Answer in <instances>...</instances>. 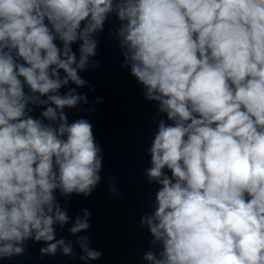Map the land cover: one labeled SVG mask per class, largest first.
Wrapping results in <instances>:
<instances>
[{"label":"clouds","instance_id":"1","mask_svg":"<svg viewBox=\"0 0 264 264\" xmlns=\"http://www.w3.org/2000/svg\"><path fill=\"white\" fill-rule=\"evenodd\" d=\"M113 13L123 66L170 122L149 149L159 188L140 223L160 251L143 259L264 264V0H0V258L29 239L72 254L56 239L70 219L56 193L89 196L102 150L93 125L64 112L87 97L60 90L86 85L79 72ZM29 105L45 106L43 119ZM90 227L85 209L69 232ZM76 243L82 260L101 256L87 236Z\"/></svg>","mask_w":264,"mask_h":264}]
</instances>
